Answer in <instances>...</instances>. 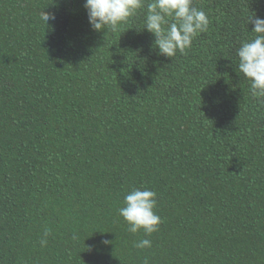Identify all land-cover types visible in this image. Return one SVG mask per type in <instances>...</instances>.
I'll use <instances>...</instances> for the list:
<instances>
[{"label":"trees","instance_id":"trees-1","mask_svg":"<svg viewBox=\"0 0 264 264\" xmlns=\"http://www.w3.org/2000/svg\"><path fill=\"white\" fill-rule=\"evenodd\" d=\"M84 3L0 0V264H264V104L236 55L264 0H195L208 31L173 58L146 7L97 32ZM133 187L150 236L118 212Z\"/></svg>","mask_w":264,"mask_h":264},{"label":"clouds","instance_id":"clouds-1","mask_svg":"<svg viewBox=\"0 0 264 264\" xmlns=\"http://www.w3.org/2000/svg\"><path fill=\"white\" fill-rule=\"evenodd\" d=\"M84 7L88 13L89 24L92 29L102 32L117 31L127 23L129 18L146 7L145 26L155 37L154 46L160 55L173 58L177 52L184 53L192 47L193 40L208 31L210 19L208 14L195 6V0H85ZM41 19L46 22L54 20L55 15L41 11ZM247 24H253L251 30L257 35L241 43L236 50L238 56L239 73L250 82V90L258 102L264 104V17L251 15L247 17ZM157 193L147 187H133L123 200V207L119 214L128 222V231L137 233L141 229L145 236H150L159 230L162 222L156 213ZM50 229L44 232L41 244L47 243ZM75 239V237H73ZM105 245L110 241L104 240ZM148 238L134 242V247L143 249L151 247ZM145 264H148L147 259Z\"/></svg>","mask_w":264,"mask_h":264}]
</instances>
